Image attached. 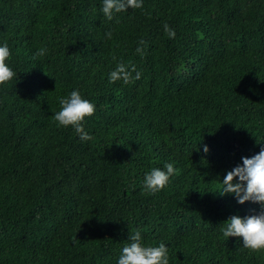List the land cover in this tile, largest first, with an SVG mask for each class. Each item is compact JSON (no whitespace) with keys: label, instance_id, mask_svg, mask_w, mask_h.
Masks as SVG:
<instances>
[{"label":"trees","instance_id":"1","mask_svg":"<svg viewBox=\"0 0 264 264\" xmlns=\"http://www.w3.org/2000/svg\"><path fill=\"white\" fill-rule=\"evenodd\" d=\"M103 6L0 0L16 73L0 85V264H118L137 231L169 264H264L222 234L260 204L219 193L264 148V0H142L111 20ZM119 63L140 79L110 82ZM75 90L95 105L88 141L54 120Z\"/></svg>","mask_w":264,"mask_h":264},{"label":"clouds","instance_id":"2","mask_svg":"<svg viewBox=\"0 0 264 264\" xmlns=\"http://www.w3.org/2000/svg\"><path fill=\"white\" fill-rule=\"evenodd\" d=\"M141 8L142 0H104L103 13L111 20L113 12L126 11L127 8ZM165 32L172 38L175 32L165 25ZM139 51V49H137ZM46 49L41 48L36 55L43 56ZM11 52L5 43L0 46V85L11 81L16 73L8 66L6 61ZM136 72L134 65L119 63L110 73V82L122 80L130 83L133 80L132 73ZM140 73L136 72L134 79H140ZM61 110L54 114V120L59 126H72L80 138L84 141L92 139L87 133L82 122L86 117L95 113V105L84 99L78 90L72 91L68 97L59 99ZM207 152V146L204 147ZM166 170L153 169L145 177V189L150 192H158L164 189L170 182V178L177 174L178 170L173 164L165 165ZM221 195L232 194L237 202L244 204L247 201L258 203L261 206L259 215H250L244 218L232 216L226 221L222 234L224 237H241L243 246L252 251L264 250V148L251 158L242 157V164L235 166L224 175ZM131 243L126 245L119 257L118 264H169L168 250L165 244L159 246L145 245L141 242V234L137 231L131 236Z\"/></svg>","mask_w":264,"mask_h":264}]
</instances>
